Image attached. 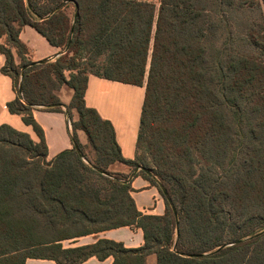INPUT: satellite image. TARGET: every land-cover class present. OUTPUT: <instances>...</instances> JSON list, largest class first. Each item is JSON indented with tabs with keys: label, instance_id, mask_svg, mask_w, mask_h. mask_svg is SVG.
<instances>
[{
	"label": "trees",
	"instance_id": "trees-1",
	"mask_svg": "<svg viewBox=\"0 0 264 264\" xmlns=\"http://www.w3.org/2000/svg\"><path fill=\"white\" fill-rule=\"evenodd\" d=\"M23 25L62 54L25 60L18 41ZM0 36L7 43L0 45L1 72L16 92L6 107L39 137L35 142L0 124V264L27 257L79 264L90 256L147 264L150 254L156 264H264V0H0ZM81 55L104 62L90 70L81 67ZM89 74L144 85L136 151L147 118L157 112L163 169H138L134 176L157 186L162 215L139 212L129 175L110 169L115 162L131 171L144 164L136 154L124 158L111 123L85 105ZM62 85L73 91L67 105L73 146L46 160L32 110L63 112L56 94ZM78 130L93 159L82 151ZM39 219L45 235L26 237ZM125 225L142 229V246L59 243Z\"/></svg>",
	"mask_w": 264,
	"mask_h": 264
},
{
	"label": "crops",
	"instance_id": "crops-1",
	"mask_svg": "<svg viewBox=\"0 0 264 264\" xmlns=\"http://www.w3.org/2000/svg\"><path fill=\"white\" fill-rule=\"evenodd\" d=\"M18 41L23 46V58L30 62L51 61L62 54L61 48L54 46L30 25H23L18 33ZM5 37L0 36V45H6ZM16 64L20 63V57L15 48H11ZM5 62V56L0 52V124H7L16 130L27 133L30 138L38 142L39 137L30 125L23 122L20 114L8 111L6 104L16 97L10 76L1 72ZM67 77L68 74L65 73ZM72 89L62 85L56 94L62 104L63 112L51 111L40 108L32 110L35 122L42 130L47 147L46 160H51L60 151L72 148L71 119L69 118L67 105L72 97ZM144 97V85L138 86L120 81L102 78L89 74L84 91V103L87 107L94 108L99 116L108 120L113 126L115 140L121 154L126 159H134L136 154V139L141 116V108ZM72 120L77 118L75 110H71ZM77 137L81 144L87 143L83 131H77ZM113 172L130 175L131 169L121 163L115 162L110 166ZM130 196L136 209L142 214L162 215L165 210L163 197L157 186L151 184L141 175H135L129 181ZM99 239H109L121 242L126 248H136L143 245L142 229L136 225H125L92 232L85 235L62 239L59 241L63 248L79 245H89ZM113 257L108 256L98 259L90 256L79 264H112ZM147 264H156L154 254L147 256ZM23 264H56L55 260L45 257H27Z\"/></svg>",
	"mask_w": 264,
	"mask_h": 264
},
{
	"label": "rangeland",
	"instance_id": "rangeland-1",
	"mask_svg": "<svg viewBox=\"0 0 264 264\" xmlns=\"http://www.w3.org/2000/svg\"><path fill=\"white\" fill-rule=\"evenodd\" d=\"M143 1H151L158 4V0H143ZM148 59L147 58V68H148ZM81 63V67H86L90 70L95 69L96 67H100L101 64L104 62V57H99L97 59L91 58L89 55H81V58L79 59ZM69 74V71H64V74ZM162 129V122L159 118V115L157 112H153L151 116H149L146 120L143 135H142V143L137 148L136 151V161L142 162L144 165H141L142 168L150 171L151 169H157L161 168V165H159V145L163 144L162 141V135L159 133V131ZM82 151L86 154L87 157L90 159L94 158V150L91 147L90 143H86L82 145ZM196 155L195 147H193L192 154L189 155V157H192ZM188 157H184L182 160V164L184 165V169L189 171L190 162L187 159ZM171 161H175L174 158H170ZM86 162V160H84ZM194 165V161L191 162ZM38 223H35L33 228L27 232L28 234L26 237H34L37 235H45L42 230V220L39 219L37 221ZM184 234V233H183ZM190 238V235L184 234L183 239L188 240Z\"/></svg>",
	"mask_w": 264,
	"mask_h": 264
},
{
	"label": "water",
	"instance_id": "water-1",
	"mask_svg": "<svg viewBox=\"0 0 264 264\" xmlns=\"http://www.w3.org/2000/svg\"><path fill=\"white\" fill-rule=\"evenodd\" d=\"M74 147H75V149L79 152L78 147H76V146H74ZM138 169H143V170H145L146 172H149L148 170H146V169H144V168L138 167L137 169H134V170L131 172V174L128 176V178L125 180V182H129V181L131 180V178L134 176L135 172H136ZM159 187L161 188V190H162L163 192H165V189L163 188V186H162L161 184H159ZM232 243H233V242L228 243V244H232ZM228 244H225V245H223V246H226V245H228ZM223 246H221V247H223Z\"/></svg>",
	"mask_w": 264,
	"mask_h": 264
}]
</instances>
